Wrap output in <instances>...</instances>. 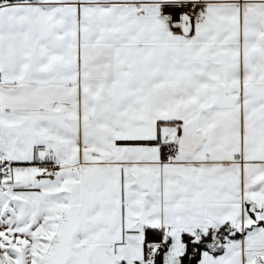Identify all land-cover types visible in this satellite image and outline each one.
<instances>
[{
    "label": "snow or ice",
    "instance_id": "obj_1",
    "mask_svg": "<svg viewBox=\"0 0 264 264\" xmlns=\"http://www.w3.org/2000/svg\"><path fill=\"white\" fill-rule=\"evenodd\" d=\"M0 264H264V0H0Z\"/></svg>",
    "mask_w": 264,
    "mask_h": 264
}]
</instances>
